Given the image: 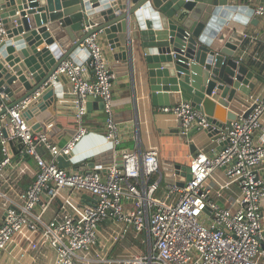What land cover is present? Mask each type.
Returning a JSON list of instances; mask_svg holds the SVG:
<instances>
[{
    "label": "built area",
    "instance_id": "2783aa9c",
    "mask_svg": "<svg viewBox=\"0 0 264 264\" xmlns=\"http://www.w3.org/2000/svg\"><path fill=\"white\" fill-rule=\"evenodd\" d=\"M254 15L264 18V4L254 8ZM6 37L0 18V44ZM80 46L86 50V59L66 60L52 76L66 77L74 95L72 107L78 126L67 142L60 146L51 142L46 132H34L24 116L49 83L8 109L9 122L0 124V172L10 163L9 144L14 140L21 144L20 153L33 158L36 164L34 180L25 191L17 193V202H10L6 194L0 193L4 213L0 252L6 251L15 239H24L31 250L51 246L55 251L53 264H88L87 254L96 243L99 224L112 219L131 226L137 233H147V252L124 264H264L260 209L264 186L258 176L264 164V138H253L256 131H264V99L250 96L249 106L256 104L252 112L243 117L245 109L224 124L219 139L223 144L214 155L203 151L192 154L190 180L183 187L166 183L165 197L156 196L163 181L156 150L124 152L119 161L106 167L105 174L102 166L67 171L58 165V160L69 157L88 134V97L103 102L104 140L114 151L121 143L112 107V73L97 35H91ZM159 109L180 120L184 135L196 126L204 130L208 127L204 114L188 101ZM51 127L49 123L47 128ZM219 169H223L224 177L217 183V196L237 186L235 210L221 206L206 186ZM154 175L157 177L152 181ZM64 189L69 192L54 209L52 205Z\"/></svg>",
    "mask_w": 264,
    "mask_h": 264
},
{
    "label": "water",
    "instance_id": "95a60500",
    "mask_svg": "<svg viewBox=\"0 0 264 264\" xmlns=\"http://www.w3.org/2000/svg\"><path fill=\"white\" fill-rule=\"evenodd\" d=\"M253 14L254 6L232 0H0V18L7 31L0 44V124L9 122L8 109L45 83L49 86L24 116L29 121L48 113L62 77L52 78L54 72L66 60L84 61L86 50L80 45L93 34L104 36L114 62L125 64L127 75L133 22L148 70L152 106L182 102L179 79L204 96L182 87L191 96L192 107L204 114L205 132L218 140L224 124L236 118L235 112L226 110L229 103L237 94L249 97L259 80L235 55L241 34L227 26L231 20L245 24ZM92 100L103 112L99 98L88 97L87 107ZM132 113L126 121L133 122ZM30 126L41 131L36 121ZM162 170L164 182L177 187L191 178L189 165L167 163Z\"/></svg>",
    "mask_w": 264,
    "mask_h": 264
},
{
    "label": "crops",
    "instance_id": "0c3cea01",
    "mask_svg": "<svg viewBox=\"0 0 264 264\" xmlns=\"http://www.w3.org/2000/svg\"><path fill=\"white\" fill-rule=\"evenodd\" d=\"M232 3L252 5L255 8L257 5L264 4V0H232ZM129 25V34L132 39V57L131 67L127 75H125V64L114 62L112 50L104 36L99 33L96 34L110 72L113 71L112 107L114 117L119 114L115 119L120 121L116 123L121 136V143L115 152L112 145L104 140L105 115L99 109V102L90 101V106H86L87 113L85 116L89 123L88 134L76 145L69 157H61L58 160V165L67 171H88L102 166L101 172L105 174L106 167L113 161H119L124 152L139 153L156 150L160 162V172L163 176L162 167L166 166L167 163L188 166L190 156L195 152L203 151L208 155H214L221 148V140H213L204 129L197 126L188 134H182L181 126L174 116L162 113L159 107L152 106L148 70L137 36V29L133 22H130ZM227 26L230 30H236L241 34L240 45L235 51L237 58L242 55L245 60L251 59L261 64L264 63V18L253 14L245 24L231 20ZM76 56L78 59L81 58L79 55ZM246 66L259 79L250 96L264 99V70L260 74L249 68L248 65ZM177 86L180 87L178 94L181 95L182 101L190 102L191 99V96L182 87H186L190 94L194 92V94L200 95L179 79ZM58 90L50 111L27 120V122L29 124L38 122L40 130L47 133L50 141L61 146L74 134L78 124L72 107L74 95L71 93V84L66 77H61ZM162 93L164 94V92ZM171 93L166 92L167 96ZM200 96L204 97L203 95ZM249 97L241 98L240 94H237L226 110H231L236 115L242 113L249 106ZM131 112L134 116L133 122L126 121ZM261 121L264 128V113ZM49 123L52 124L51 128H47ZM253 138L256 141L264 138V131H256ZM191 147L194 148V153H191ZM9 149L10 163L0 172V193L6 194L10 202H17V193L25 191L33 182L36 164L33 158L20 153L21 144L17 140L10 142ZM1 157L0 150V159ZM167 167L171 168L168 165ZM223 175V169H219L213 178L208 179L206 186L211 189V197L221 206L235 210L238 207L236 202L239 197L237 186L232 185L229 189L223 190L220 196H217V183L223 179ZM258 176L264 186V164L259 169ZM153 177L156 178L157 176H152L151 180ZM68 192L67 189L62 190L60 198L52 205L54 209L60 205L61 197ZM166 192L167 184L163 180L156 191V196L165 197ZM2 201L0 197V202ZM54 209L50 210L49 213ZM260 209L264 228V201ZM3 214V210L0 208V223ZM115 236L116 240H114ZM147 240L145 231L137 233L131 226L123 222L106 219L98 226L96 243L87 254V258L90 260L88 264H124L125 260L147 252ZM54 258L55 251L51 246L46 244L38 250H31L27 247L24 239L21 241L15 239L6 251L0 252V264H53Z\"/></svg>",
    "mask_w": 264,
    "mask_h": 264
},
{
    "label": "trees",
    "instance_id": "16d2710c",
    "mask_svg": "<svg viewBox=\"0 0 264 264\" xmlns=\"http://www.w3.org/2000/svg\"><path fill=\"white\" fill-rule=\"evenodd\" d=\"M238 58L244 62L246 65L249 66V68L253 69L254 71L258 72V73H262L263 70H264V63H259V62H256L254 60H251V59H248V60H245L244 57L242 55L238 56ZM156 178L153 177L152 178V181L155 180Z\"/></svg>",
    "mask_w": 264,
    "mask_h": 264
}]
</instances>
